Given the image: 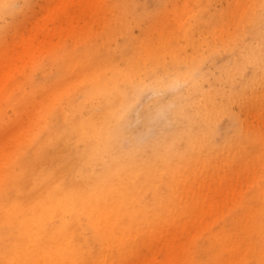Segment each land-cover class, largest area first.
Wrapping results in <instances>:
<instances>
[{"label": "rangeland", "instance_id": "rangeland-1", "mask_svg": "<svg viewBox=\"0 0 264 264\" xmlns=\"http://www.w3.org/2000/svg\"><path fill=\"white\" fill-rule=\"evenodd\" d=\"M199 58L192 79L172 88L154 90L155 79L142 68L131 70V79L125 75L132 64L148 67L161 59L157 71L173 78L186 69L187 59ZM96 70L108 77L118 72L121 90L130 97L121 99L130 102L123 147L143 148L171 136L175 106L183 117L178 140L190 131L201 142L193 154L178 151L170 158L173 182L160 199L152 192L146 196L154 217L134 227L125 244L109 246L99 260L86 255L83 264H264V0H11L3 5L4 201L37 195L39 172L52 167L42 164L49 152L58 154L59 167L77 156L78 144L59 143V134L73 126ZM142 81L153 84L151 89H141ZM202 91L211 102L202 99ZM111 96L96 94L84 114L102 113ZM208 104L216 116L203 122L199 110ZM66 178L87 181L78 171H68ZM1 217L0 249L6 250L11 227Z\"/></svg>", "mask_w": 264, "mask_h": 264}, {"label": "bare ground", "instance_id": "bare-ground-1", "mask_svg": "<svg viewBox=\"0 0 264 264\" xmlns=\"http://www.w3.org/2000/svg\"><path fill=\"white\" fill-rule=\"evenodd\" d=\"M10 2L0 0V8ZM201 62V58L187 59L186 69L173 78L157 71L161 59L148 67L132 64L125 75L131 79V70L136 73L142 68L155 79L153 89L162 90L192 79ZM121 81L118 72L108 77L104 71L96 70L89 89L80 97L82 105L75 110L73 126L59 134V143L70 139L78 144L77 156L59 167L55 162L58 154L49 152L48 162L44 159L42 164L45 161L52 167H43L39 172L41 186L37 195L16 201H4L0 196V217L11 227L8 248L0 249V264H83L86 255L99 260L109 246L125 244L134 227L146 224L156 214L146 196L152 192L154 199H160L171 187L169 181L173 182L170 158L178 151H193L201 139L188 131L178 140L183 117L175 106L177 126L171 136L162 135L143 148L123 147L121 139L128 134L123 121L130 102L121 104V99L130 101V97L121 90ZM153 84L142 81L139 86L147 90ZM102 91L113 95L104 102L102 113L90 111L85 115L94 96ZM200 94L204 101L211 102L209 94ZM198 115L203 122L216 116L212 104L204 105ZM199 133L204 135L200 129ZM68 171L80 172L87 181L67 180Z\"/></svg>", "mask_w": 264, "mask_h": 264}]
</instances>
